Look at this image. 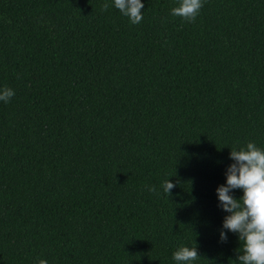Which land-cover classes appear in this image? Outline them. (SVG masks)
Masks as SVG:
<instances>
[{
    "label": "trees",
    "instance_id": "trees-1",
    "mask_svg": "<svg viewBox=\"0 0 264 264\" xmlns=\"http://www.w3.org/2000/svg\"><path fill=\"white\" fill-rule=\"evenodd\" d=\"M141 3L0 0V264H238L216 189L264 150V0Z\"/></svg>",
    "mask_w": 264,
    "mask_h": 264
},
{
    "label": "clouds",
    "instance_id": "clouds-1",
    "mask_svg": "<svg viewBox=\"0 0 264 264\" xmlns=\"http://www.w3.org/2000/svg\"><path fill=\"white\" fill-rule=\"evenodd\" d=\"M109 4L102 5L107 10ZM114 7L129 18L130 23L139 24L143 20L141 0H114ZM202 0H179V6L171 9L173 16H178L187 22H194L200 9ZM15 95L7 85L0 88V101L10 102ZM230 159L234 161L226 170V184L217 187L216 193L219 206L229 213L223 220V229L238 234L242 248L237 249L238 264H264V150L254 142H248L239 150L232 148ZM175 185L168 180L162 184L165 194L171 196L170 190ZM242 189L243 196L239 199L232 194L233 190ZM155 192V187L149 188ZM221 241L227 240V234L220 232ZM197 246H180L172 254L177 264H190L198 259ZM35 264H48L46 259L38 258Z\"/></svg>",
    "mask_w": 264,
    "mask_h": 264
}]
</instances>
